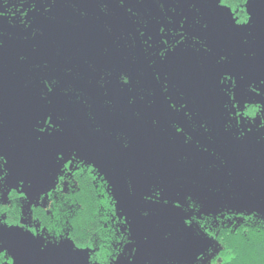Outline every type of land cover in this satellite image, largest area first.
I'll use <instances>...</instances> for the list:
<instances>
[{
	"label": "flooded vegetation",
	"instance_id": "obj_1",
	"mask_svg": "<svg viewBox=\"0 0 264 264\" xmlns=\"http://www.w3.org/2000/svg\"><path fill=\"white\" fill-rule=\"evenodd\" d=\"M210 4L211 0H125L123 6L120 0H0V149L13 153L19 168L27 167L42 173L47 141L54 138H46L45 143L38 142L34 125L48 111H56L61 114L65 131L55 139L66 137L69 141L67 149L79 148L82 154L91 158L96 155L103 163L102 171L97 167L94 172L85 170L79 176L69 174L65 177L66 184L61 185L65 189L63 193L54 192L50 198H45V207L33 208L34 223L28 227H43L40 217L54 220L51 233L44 229L42 238L47 237L45 242L63 243L65 236L71 235L67 231L74 218L71 214L79 216L81 211H87L89 203L77 207L66 202L72 189L95 195L103 193L111 206L104 207L103 213L100 211L99 215L91 216L94 226L82 229L76 243L95 244L93 255L97 259L94 264H106L108 260L114 263L131 243L130 230L138 228L148 240L145 264H152L151 242L146 229L129 215L131 228L125 230L112 216L113 211L119 215L121 207L125 208L117 183L127 187L143 223L148 222L155 231L160 264L164 263L163 249L167 247L180 255H188L185 250L193 246L189 235L209 237L207 234L211 232L220 237L223 232L234 231L242 227L244 221L260 216L238 191L236 175L217 153L218 148L226 149L245 174L251 194L264 200V128L259 127V121L253 123L252 117L245 122L243 130L247 134L243 138L240 128H226L228 115L223 105L228 98L219 90V76L223 72L237 78L245 77L238 79V98L248 95L247 85L253 81L258 88L262 87V76L242 71L233 63V54L239 45H244L245 57L252 56L249 44L257 32L232 28L212 14ZM105 7V11L102 10ZM237 15L244 20L249 17L246 9ZM198 19L202 21L199 24L196 23ZM204 22L209 24L207 30L203 28ZM181 25L190 37L206 40L213 54L205 53L199 44L189 39L175 52L170 51L167 60L162 61L159 57L163 47L161 40L167 39L169 45L175 47L172 41L181 31ZM162 27L164 32H160ZM235 35H240L243 41ZM222 54L228 55L229 63L216 62ZM197 67L218 99L208 104L213 110L207 111L206 103L197 102L194 94L186 93L191 87L188 84L195 82L193 75ZM53 79L57 81V88L54 94L45 98L44 81ZM125 82L131 85L126 86ZM163 87L168 88V93ZM192 87L199 89L200 86ZM167 96L172 97L177 110L184 103L188 108L183 111L171 109ZM251 98L257 106L264 108L260 103L264 101V94H252ZM133 99L134 103L131 102ZM188 111L192 113L191 119L185 114ZM256 116L259 118V113ZM174 123L185 129L191 137L190 142H186L184 135L176 133ZM205 123L207 130L202 126ZM248 127L252 128L251 132L247 131ZM149 131L150 135L151 132L159 135L161 142L156 145L162 154L167 153V145H171L178 154L180 168H194L205 185L188 180L164 184L152 167L138 159L123 160L121 154L135 149L141 143L142 135H148ZM247 170L252 171V175ZM130 184L134 195L130 192ZM153 186L158 187L159 196L164 198L193 194L197 201L188 202V211L189 208L193 210L194 232L189 233L183 228V214L174 212L177 210L171 205L143 200V195L150 194ZM203 196L214 201L215 214L201 213ZM8 199L9 203H0V208L5 210L10 221L20 220L19 195L15 198L8 195ZM53 205H57L55 211ZM149 209L151 215L143 217L142 210ZM163 218L168 224L158 223ZM175 224L177 227L173 226ZM100 235L105 239L101 240ZM178 236L183 238L178 240ZM110 246L115 251L113 256L104 257L103 253ZM198 246L203 247L201 244L193 247ZM89 252L92 254L91 249ZM40 253L50 263L40 259L39 264H53L47 255ZM99 257L104 258L100 260ZM65 264L82 262L73 260L68 254Z\"/></svg>",
	"mask_w": 264,
	"mask_h": 264
},
{
	"label": "snow or ice",
	"instance_id": "obj_2",
	"mask_svg": "<svg viewBox=\"0 0 264 264\" xmlns=\"http://www.w3.org/2000/svg\"><path fill=\"white\" fill-rule=\"evenodd\" d=\"M125 0H120L121 5L123 6ZM250 0H211V10L212 14L226 23H228L234 29H246L251 27V23L253 21V15L249 16L247 20L241 19L237 13L242 10H245L244 6H249ZM163 7V5H162ZM106 7L102 10L105 11ZM129 12L132 11L131 8L128 9ZM201 20H197L196 23H201ZM203 28L207 30L209 28V24L207 22L203 23ZM160 32H164V27L160 29ZM187 33V35H185ZM166 35V33L164 34ZM142 36V35H141ZM176 36H179V39H175ZM143 37V36H142ZM189 39H192L194 43L199 44L203 51L209 55L213 54V49L208 46L206 40H201L197 36H191L184 29V25H181V31L177 32L174 36L172 44L175 47L169 45L167 39H162L161 43L163 47L159 51V57L162 61H166L168 57V53L170 51L175 52V49L181 44H187ZM144 42H147L145 40ZM200 51V49H197ZM218 64H227L229 63L228 55H220L216 61ZM122 73L121 75H124ZM235 78V79H234ZM157 81L160 80V75L156 76ZM239 80H244V76L234 77L232 74L228 72H223L219 76V90L226 96L228 99L224 103L223 107L227 110L228 122L225 127H231V129L240 128V133L242 134L241 138L245 137L247 133L244 132V125L247 118L252 117V122L256 124L259 121V127L264 128V123H261V120L264 119V108L256 105V101L251 98L252 94L255 96H262L264 94V80L260 81V85L262 87H257L255 81L251 82L247 85V93L248 95L241 96L238 98L236 89L239 87ZM44 84L47 88V93L45 94V98L48 95L54 94L55 89L57 88V81L53 80H45ZM126 86H130L125 82ZM259 89V91H257ZM163 91L168 93V88L163 87ZM167 100L170 102L171 109L175 111H183L188 108V104L184 103L180 105V109L177 110V104L172 102V97L167 96ZM131 102H135L134 99ZM261 104H264V101H260ZM51 104V101H49ZM252 105L249 107V105ZM259 113V118H257L256 114ZM189 119L192 117V113L190 111L185 113ZM233 121L235 123H233ZM63 122L61 118V114L56 111H48L42 117L38 118L36 124L34 125V131L38 135L36 136V140L40 143H45L46 138L52 139L55 138L58 134L62 135L65 131L63 127ZM240 125H243L241 127ZM177 134L184 135L186 137V142L191 141V137L188 133L185 132V129L180 126L179 123H174L172 125ZM205 130L208 129L207 124L202 125ZM99 131V129H97ZM248 132L252 131L251 127H248ZM125 148L128 146L125 144ZM55 158V167L49 173L48 179L43 184H37V182L27 176H18L12 182H9V178L13 175L12 171L7 167L9 161L5 158L4 155H0V185L6 186L4 191H0V201L5 194L8 193L10 198H15L17 194L19 195V199L24 200L27 199L29 195L35 194L36 197H45L50 198L54 192L63 193L65 189L61 187V185L66 184L65 177L71 176H79L85 170L89 172H94L96 168L99 166L98 162L85 155L82 154L79 148H70V149H57L54 152ZM90 166V167H89ZM75 169V171H74ZM70 183V182H69ZM130 192L134 195V189H132L131 184L129 185ZM72 194L67 195V201H70L72 205H76L79 207L82 203H90L92 200L98 199V203L103 205L104 207H110L111 202L104 198L103 193H96L93 195L92 193H84L77 192L75 189H72ZM118 199V198H117ZM119 200V199H118ZM143 200L147 203L151 204H160L168 206L171 205L173 209L178 210L183 215L181 216L183 228L191 233L195 230L192 228L194 221V216L192 212H189L185 207L188 202L195 203L193 198V194L191 193H182L180 195H176L175 199L164 198L159 196L158 187L153 186L150 190V194H144ZM95 206V205H94ZM99 211V209H98ZM253 211H255L253 209ZM74 218L72 220V226L67 228V231L71 233L69 236H65L64 242L58 247H62L64 243L67 245V253L73 260L81 261L82 264H94L97 259L96 255H93L89 252L94 253L96 251V247L94 243H76V240L79 239L81 235L82 229H87L89 225L94 226V221L92 217L89 215L87 221L84 220V214L81 213L77 216L75 213L71 214ZM141 215L145 218L151 215V210H142ZM112 216L115 218L117 224H120L121 227H124L125 230L127 228H131L129 214L126 208H122L119 212V215L113 211ZM47 228L48 232L51 233L53 231L52 227L48 225H44L43 227H28L25 223H22L20 220L10 221L6 215L5 210L0 208V264H19L20 252L17 247L19 242L24 243H35L41 252H46L49 248L47 245L41 247L44 244V241L47 237H44L42 240L44 229ZM58 231V230H57ZM5 234H8L12 237L13 242L9 243L5 240ZM171 236V233L168 234ZM209 237L215 239L218 234H214L209 232L207 234ZM88 237H86L87 239ZM147 239V238H145ZM55 244V240L52 242ZM213 240L209 239L204 243L203 247H198L197 250L193 253V259L191 264H219V262L227 256V253L224 251H220L217 249V252L209 251L208 249L212 246ZM220 243L223 241L221 239ZM111 255V254H109ZM120 257H116V264H119ZM106 264H112L111 260H108Z\"/></svg>",
	"mask_w": 264,
	"mask_h": 264
},
{
	"label": "water",
	"instance_id": "obj_3",
	"mask_svg": "<svg viewBox=\"0 0 264 264\" xmlns=\"http://www.w3.org/2000/svg\"><path fill=\"white\" fill-rule=\"evenodd\" d=\"M252 5L256 7L258 13L257 19L254 20V22L256 23L255 28L250 29L253 30L254 32L255 31L257 32L256 37L249 44L252 56L245 57L243 53L244 45L243 44L239 45L238 51L233 54V63L238 69L242 71L250 72L257 76H262L264 79V0H250V6ZM247 7L248 6H246V8ZM248 15L251 16L249 13ZM235 38H237L241 42L243 41L240 35H235ZM194 70H195L194 73H196L195 75H193L195 82L194 83L191 82L188 84L191 87L189 91H186V93L188 92L191 95L194 94L193 98L196 99L197 102H201L202 100L203 103H206L204 105V108L207 111L209 109L213 110L208 104L213 101L216 102L218 101V99L214 96L208 80L203 75V72L199 69V67L194 68ZM192 85H197L200 87L199 89H195L194 87H192ZM216 121L218 120L216 119ZM151 134L152 135H150V131L148 135L143 134L141 137L142 138L141 143L138 146H136V148L133 149L132 151L122 153L121 158H124L123 160L125 161H128V159L130 158L138 159L139 162L152 167L154 171L157 173L158 177L164 182V184H174L181 180H188L200 186L205 185L203 182H201V178L198 176V173L194 168H186V169L180 168L178 154L171 145L168 144L167 153L162 154V152L160 151V147L156 145L157 143L161 142L159 135H156L153 132H151ZM212 149L214 148L212 147ZM218 149H217V153L229 165V167L232 169V171L234 172V174L238 179L239 182L238 191L242 192L245 201L251 204V206L254 208L255 210L254 213L257 212L260 215L258 217L260 218L262 217V219H264L263 218L264 200L258 199L257 197L251 194L245 174L240 169V167L233 159V157L227 152V150L222 148H220L219 150ZM140 150L143 151L141 154L139 153ZM262 165L264 169V161H262ZM116 188L120 194V197L121 198L123 197L122 201L130 217L135 222H137L142 227H144L149 235L151 242L152 264H160L161 255L158 249L159 242L155 231L152 229L151 226H149L147 221H146L147 224L143 223L144 222L143 219L139 216V214L137 213V211L133 206L127 187H124V185L117 183ZM161 222L168 224L166 219L164 218L162 221L158 223ZM173 226L177 227L176 224ZM182 238L183 237L178 236V240H181ZM189 242L193 246L197 245V243H193L192 241ZM31 244H32L34 256L36 258V264H39L40 259L49 261L47 257L41 255L35 243H31ZM193 246L185 250V252L191 254L192 256L193 253L197 250V248L201 247V246L198 247H193Z\"/></svg>",
	"mask_w": 264,
	"mask_h": 264
},
{
	"label": "rangeland",
	"instance_id": "obj_4",
	"mask_svg": "<svg viewBox=\"0 0 264 264\" xmlns=\"http://www.w3.org/2000/svg\"><path fill=\"white\" fill-rule=\"evenodd\" d=\"M247 11L250 15H253V21L251 23L250 28L244 29V31H249L251 28H255L256 23L254 22L255 19H257V9L255 6H248ZM249 16V15H248ZM48 144L46 145L45 149V160L43 164V172L38 173L34 171L31 168H19V161L17 157L11 153L10 151H7L5 149H0V155H4L5 158L9 161L7 167L12 171L13 175L9 178V182L11 183L12 180H14L18 176H27L33 178L37 184H43L49 177V173L54 169L55 167V158H54V152L56 151V148H63L67 149L69 146V141L66 137H58L54 138L52 140L47 141ZM93 159H95L98 162V168L101 170L103 167V163L100 158H98L96 155L92 156ZM249 175H252V171L247 170ZM250 178H253L252 176ZM6 186L0 185V191H4ZM203 198V208L201 213H205L208 215L215 214V208H214V201H208L206 198ZM200 198V199H201ZM20 202L21 207V217L20 221L22 223H25L26 225H30L34 223L33 219V208L34 207H40L46 206V199L45 197H36L35 194L29 195L27 199L21 200L18 199ZM18 200H16L18 202ZM211 200V199H210ZM8 193L5 192L2 201L0 203H9L8 202ZM194 201H197L196 199ZM188 210V203L185 206ZM174 212H178L174 211ZM189 212H193L192 208H189ZM191 241L193 243L204 245V243L209 240V237H205L204 234H192L189 235ZM146 235L143 231H141L138 228H132L130 230V241L131 243L127 245L125 249V253L120 256L119 264H145L148 257V240L145 239ZM43 240V238L41 237ZM5 240L9 243H12V237H10L8 234H5ZM60 244H53L50 242H45L41 245V247H44L45 245L48 246V250L46 252H43L45 255H47L53 264H65V261H67V245L66 243L63 244L62 247H58ZM37 246V245H36ZM216 246H218V243L216 244L213 240L212 246L209 248L211 251L216 250ZM17 247L20 252V258H19V264H36V258L33 253V248L31 243H24L19 242L17 244ZM38 251H40L39 247L37 246ZM163 255L164 257V263L163 264H191V261L193 259V256L191 254H185L180 255L177 253V251L172 250L171 248H164L163 249ZM116 264V262L112 263Z\"/></svg>",
	"mask_w": 264,
	"mask_h": 264
},
{
	"label": "trees",
	"instance_id": "obj_5",
	"mask_svg": "<svg viewBox=\"0 0 264 264\" xmlns=\"http://www.w3.org/2000/svg\"><path fill=\"white\" fill-rule=\"evenodd\" d=\"M244 7L247 10L246 6ZM62 204L63 202L61 205ZM87 205V211L84 213L81 211V213L84 214V220H86V217L89 215L96 216V214L99 215L100 211H104V206L98 203V199H96V201L92 200ZM56 207L57 205H53V211L57 209ZM36 215L40 217L39 214ZM108 217H112L110 213ZM40 221L43 225L54 228V220L51 217L49 219L40 217ZM101 235V240L105 239V236ZM221 239L223 241L222 244L220 243ZM215 243H218L217 249L227 253V256L223 258L219 264H264V219L254 217L251 221H244L242 227L234 231L223 232L220 237L216 238ZM108 244L111 245L110 243ZM114 252L115 251L110 246L108 250L102 253L105 254V257L113 256ZM216 252L219 254L217 250ZM104 257H99V259L102 260Z\"/></svg>",
	"mask_w": 264,
	"mask_h": 264
}]
</instances>
